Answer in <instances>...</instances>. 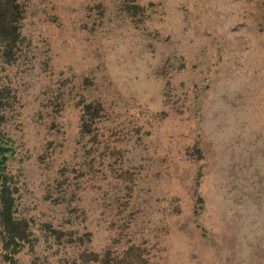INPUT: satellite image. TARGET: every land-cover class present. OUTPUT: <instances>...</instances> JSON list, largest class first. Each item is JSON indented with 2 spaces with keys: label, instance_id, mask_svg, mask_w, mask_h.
Returning <instances> with one entry per match:
<instances>
[{
  "label": "rangeland",
  "instance_id": "374dc122",
  "mask_svg": "<svg viewBox=\"0 0 264 264\" xmlns=\"http://www.w3.org/2000/svg\"><path fill=\"white\" fill-rule=\"evenodd\" d=\"M25 7L0 264H264V0Z\"/></svg>",
  "mask_w": 264,
  "mask_h": 264
},
{
  "label": "trees",
  "instance_id": "16d2710c",
  "mask_svg": "<svg viewBox=\"0 0 264 264\" xmlns=\"http://www.w3.org/2000/svg\"><path fill=\"white\" fill-rule=\"evenodd\" d=\"M26 12L25 0H0V66L6 67L15 58L23 43V19ZM2 88L0 87V125L4 117L3 102L1 100ZM6 88V87H5ZM98 106L91 108L90 104L84 106L82 115L83 126L90 124L97 113ZM11 143L6 139L0 129V238L4 250H9L11 245L25 241L29 235L27 221L16 219L13 216L15 197L11 189L9 177L5 171ZM8 260H12L9 257Z\"/></svg>",
  "mask_w": 264,
  "mask_h": 264
}]
</instances>
